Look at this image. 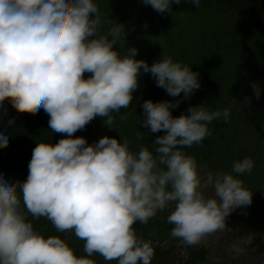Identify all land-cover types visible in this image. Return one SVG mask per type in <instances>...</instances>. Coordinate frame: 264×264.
Masks as SVG:
<instances>
[{
  "label": "clouds",
  "instance_id": "1",
  "mask_svg": "<svg viewBox=\"0 0 264 264\" xmlns=\"http://www.w3.org/2000/svg\"><path fill=\"white\" fill-rule=\"evenodd\" d=\"M142 2L171 13L181 0ZM200 2L191 0L196 8ZM124 28L115 22L105 29L96 0H0V120L7 98L17 111L42 108L51 130L67 134L54 144L37 143L23 182L0 173V264H96L89 258L94 253L117 264H151L153 242L137 233L136 221L147 223L174 202L170 235L194 245L223 229L236 208L252 203L253 192L233 174L251 172L252 157L234 161L232 172L202 178L195 157L182 150L211 135L214 119L228 120L230 107L189 105L174 116L181 100H144L143 125L165 130L154 138V151L146 145L133 151L126 137L104 135L88 143L72 135L97 115L109 128L117 115L126 119L121 108L133 100L142 72L173 97L183 92L188 98L201 87L199 73L171 56L149 65L136 58L135 46L114 48L124 40ZM252 87L259 98V84ZM7 144L8 134L0 132V148ZM202 186H211L213 194ZM29 213L46 217L58 232L73 231L88 255H76L58 235L35 230Z\"/></svg>",
  "mask_w": 264,
  "mask_h": 264
},
{
  "label": "trees",
  "instance_id": "2",
  "mask_svg": "<svg viewBox=\"0 0 264 264\" xmlns=\"http://www.w3.org/2000/svg\"><path fill=\"white\" fill-rule=\"evenodd\" d=\"M96 3L105 29L115 22L125 26L124 40L117 41L114 48L126 52L135 46L138 49L136 58L146 60L149 65L162 55L171 56L174 61L191 65L193 71L199 73L201 87L188 98H183V92L173 97L157 85L150 72H142L133 100L127 109L121 108V112L127 113L126 119L122 120L117 115L113 128H109L103 123L106 118L97 115L72 135L84 136L88 143L98 141L104 135L117 139L126 137L133 151H138L142 145L154 151V138L163 135L165 130L150 132L143 125L144 100H181L179 106L172 109L174 116L185 113L189 105L203 103L211 110L230 107L228 120L214 119L208 124L211 135L206 136L201 143L182 146V150L195 157L198 168L203 167L213 173L232 172L234 161L246 156L252 157L254 166L251 172L233 173L253 192L252 203L244 207L238 227L240 232L250 234L251 249L263 246L264 34L252 31L251 28L243 29L234 20H249L255 26L264 27V0H201L199 8L191 0H181L180 4H172L171 13L163 12L160 15L142 0H96ZM143 5H147V13L141 12L136 17L131 15L143 8ZM177 7L182 8V13L178 18L168 20L169 16L175 15ZM184 14L192 18L185 21L182 19ZM88 75L90 73H84L85 78ZM253 82L260 86L259 98L252 87ZM245 97L249 102H245ZM4 106L7 113L0 120V132L8 134V144L0 148V173L23 182L27 178L29 161L37 143L54 144L67 134L51 130L49 115L42 108L17 111L7 98ZM9 119H14L15 123L8 125ZM137 133H141L142 139L137 138ZM17 191L20 194L19 188ZM174 206L175 203L170 202L167 208L158 211L147 223L136 221L133 225L139 235L153 242L155 255L151 264H209L210 261H228V256H217L204 245H187L170 235L173 225L167 221V216L174 210ZM21 208L24 209L23 203ZM27 219L45 237L58 235L65 239L76 255H88L84 252V241L73 231L58 232L52 222L43 216L34 218L29 213ZM248 254V257L240 259L241 264H254L256 260L255 264L260 263L258 252L251 251ZM98 255L94 253L89 258L97 263Z\"/></svg>",
  "mask_w": 264,
  "mask_h": 264
},
{
  "label": "rangeland",
  "instance_id": "3",
  "mask_svg": "<svg viewBox=\"0 0 264 264\" xmlns=\"http://www.w3.org/2000/svg\"><path fill=\"white\" fill-rule=\"evenodd\" d=\"M176 8V6H174ZM141 10V11H140ZM141 12H148L147 5H143V8L137 10L134 12V14H131L132 16L136 17L141 14ZM175 15L169 16L168 20H173L175 17L178 18L179 14L182 13V8L177 7V9L174 11ZM157 14L160 15L162 12H158ZM165 15V14H164ZM192 17L188 14H184L182 16V19L185 21H189ZM240 23L239 25L242 26L243 29L251 28L252 31H256L259 33L264 34V27L263 26H255L252 24L249 20H243V21H236L234 20V23ZM197 23V21H195ZM245 27V28H244ZM246 29V30H247ZM251 32V31H250ZM208 172L203 168H198V174L203 178L206 176ZM202 191L205 192L206 195H212L213 189L211 186L203 187L201 188ZM244 207H238L233 212L229 214L228 217H226V224L223 229H219L213 233H209L205 235L201 241L195 245H204L211 249L212 252L215 253L217 256H228V261L221 263L220 262H212L210 261L209 264H241L240 259L243 257H248L251 251L258 252L257 257L260 261L259 264H264V245L260 246L258 248H252L250 247V244L252 243V238L249 233H243L239 231V224L242 219V211ZM257 260L255 261V263ZM254 263V264H255ZM96 264H117L116 260H105L100 254L97 257V263Z\"/></svg>",
  "mask_w": 264,
  "mask_h": 264
}]
</instances>
